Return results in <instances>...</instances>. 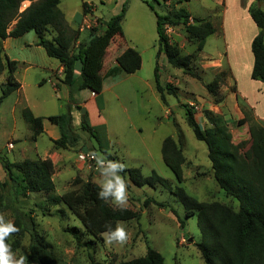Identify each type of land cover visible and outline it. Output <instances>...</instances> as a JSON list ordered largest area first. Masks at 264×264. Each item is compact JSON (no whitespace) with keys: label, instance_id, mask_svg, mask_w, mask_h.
<instances>
[{"label":"trees","instance_id":"trees-1","mask_svg":"<svg viewBox=\"0 0 264 264\" xmlns=\"http://www.w3.org/2000/svg\"><path fill=\"white\" fill-rule=\"evenodd\" d=\"M26 1L31 4L21 11ZM167 1H145L157 17V58L164 52L171 67L203 80L196 71L197 68H194V63L199 60L206 39L215 29L211 22L203 19L196 18L194 23H191V15L187 10L173 5L169 8ZM154 3L162 8L163 14L158 12ZM59 4L60 0H0V76L7 70L6 82L1 86L0 105L21 86L15 77L18 63L3 54V40L19 38L31 31L37 35L38 45L45 49L47 55L63 65V82L71 91L87 89L95 94L102 92L101 60L113 40L117 36L123 37L122 22L126 14V3L118 15L104 23V28L91 27L87 39L78 46L76 43L80 32L69 27ZM83 8L85 14L90 12L87 3H83ZM249 12L260 30L251 45L254 56L251 77L253 80L264 82V10L257 3ZM178 26L185 29L190 42H196L197 53L183 54V49L170 41L167 29ZM117 62L126 74L136 73L142 65L141 55L134 48L126 49L117 57ZM225 76L222 72L217 74L213 81L205 84L215 103H220L223 99L219 90ZM155 82L163 102L165 90L176 95L172 85L169 84L166 88L161 86L158 62L155 68ZM181 107L185 110V121L195 138L207 146L213 179L227 197L238 202L237 209L218 201L200 202L187 195L183 188H177L175 194L185 204L186 217H197L201 241L196 246L201 257L205 264H264V129L252 127L250 141L234 145L226 122L210 117L211 127L203 129L197 122L194 108L189 104H181ZM23 116L25 121L32 125L33 138L43 133L42 117L34 116L29 109L23 111ZM87 117V114L82 116L81 128L96 138L97 129L89 124ZM47 119L60 131V138L54 141L55 148L67 149L78 144L80 136L73 128L70 110L63 114L51 115ZM100 152L108 160L116 161L106 150L101 148ZM162 157L177 180L183 182V166L188 161L182 144L172 137L166 138L162 144ZM0 165L6 176V181L0 183L3 190L0 203L4 205V209L13 211V224L19 229L12 236L19 240L28 234L30 238L26 264H57L56 256L39 235L38 224L31 215L32 211L25 212L17 206L31 194L46 195L43 214L50 207H66L78 218L85 232L95 239L110 230L114 231L119 222L139 220L141 217V212L137 209L130 206L117 208L111 203V198L108 202L100 199L98 194L101 187L90 178L85 181L77 177L72 182V188L58 194L52 179L55 168L50 159L11 162L0 155ZM121 173L128 174L132 183L138 187L169 186L168 181L155 172L151 176H144L140 168H132L124 169ZM76 185L79 187H75ZM151 202L155 201L148 198L144 204L149 205ZM68 231L80 245V230L71 227ZM118 264L167 263L163 256L147 243V251L143 256Z\"/></svg>","mask_w":264,"mask_h":264},{"label":"rangeland","instance_id":"rangeland-1","mask_svg":"<svg viewBox=\"0 0 264 264\" xmlns=\"http://www.w3.org/2000/svg\"><path fill=\"white\" fill-rule=\"evenodd\" d=\"M62 1L64 6L70 3L72 11L77 9L81 16L82 0ZM135 1L103 0V3L99 1L97 3L98 11L96 13L102 20L107 22L110 18L121 12L125 3L127 10L133 6ZM144 1L153 3L152 0ZM159 2L163 3V0H159ZM217 2L216 0H190L189 8L194 13L203 12L207 14L206 16L216 12L214 13L215 16L221 18V6ZM173 3L174 1L171 2L168 0L166 5L170 8ZM154 4L158 12L163 14L162 8L156 3ZM261 4L259 1L258 5ZM88 9L89 11L91 9L89 4ZM262 9L264 10V5ZM130 15L131 12L129 13V18L126 19V25L132 17ZM153 15L152 13V20L154 19ZM170 35L173 43L183 47V54L197 53L196 42H190L188 40L185 29L182 26L174 29V32H171ZM84 38H86V35L82 33L80 39ZM205 43L202 54L207 56H213L224 49L223 43L220 40L214 41V38L208 39ZM78 45L76 43V46ZM195 66H198V61L196 65L194 64V68ZM196 71L201 74L199 69ZM22 73L23 69L21 68L19 75ZM6 75L7 71L4 72L3 78L0 77V85L4 82ZM170 75L176 78L171 79ZM42 76L45 75L41 74L39 69L29 72L26 79V83H28L25 90L26 97L22 99V104H29V107L34 108L33 110L39 114H58L60 111L57 104L52 101L54 93L51 85L45 83V86L39 87ZM167 77L170 79L167 80ZM168 81H170L169 84L172 85L176 94H178L176 96L165 90V99L174 113L170 119L161 118V116H164L162 108L158 106V102L152 96L148 87L141 85L139 82H130L135 87L134 89L138 90V95L135 97H127L121 102H118L112 93L105 94L108 100V108L105 114L109 117L111 131L106 141V137L101 135L99 130H97L95 133L96 139L102 146L107 144L110 150L116 153L121 164L125 165V169L140 168L144 176H151L155 172L169 183L168 187L162 185H156V187H150L148 185L138 187L132 183L128 174L120 173L127 184V206L141 212L139 220L118 223L125 229L128 236L127 242L124 245H107L103 234L98 239L88 235L78 218L70 213L63 205L50 207L43 214V203L46 200L45 194H31L20 204H17L22 211H32L31 215L38 224L39 235L42 241L56 256L57 264H118L121 261L143 256L147 251V243L163 256L167 264H205L196 246L201 241V232L197 217H186L185 204L175 194V191L177 188H183L187 195L200 202L218 201L228 204L235 209L238 208V202L227 197L213 179L207 146L204 142L198 141L195 138L192 129L185 121V110L181 107V104H187L189 101H199V96L203 94V91L205 92V84L203 82L210 83L213 81L211 74H207L203 81L185 74L182 70L168 67V71L161 76V79L159 76V82L162 87L166 88L169 85L167 83ZM152 84L156 85V82L152 80ZM178 88L182 91L180 95ZM186 89L192 91L186 92ZM157 96L159 97L160 105H164L160 93L157 92ZM39 98L43 99L44 102L46 101L40 107H38L37 101ZM15 100L16 96L5 100L3 110L0 112V155L6 157L11 162H22L24 161V154H22L23 148L29 149L26 152L28 154L26 157L34 159L36 155L33 148L37 146L39 153L44 154V151L51 147V142L46 135L39 138L37 145L32 140L26 139L25 136H27L29 124L25 121L23 113L20 115L18 108L16 122L10 116V106ZM133 106L141 109V113L137 114V116L132 115L130 111ZM47 125L50 124L47 123ZM139 126L143 128L141 134L137 133L134 128ZM79 135V147L85 146L84 150L98 147V142L88 132L79 130ZM12 136L17 140L19 138L20 142H17L16 145L18 147L15 151L12 150V153H8L6 144ZM170 136H177L182 141V148L188 159L186 165L183 166V182L177 180L162 157L161 139L164 140ZM142 141H145V144ZM148 151H150V154ZM241 151L244 152L243 150ZM98 154L103 156L99 150ZM79 173L87 174L86 171ZM77 175V169L69 168L63 174L61 181L71 180V178ZM4 181H6V176L0 165V183ZM95 181L99 184L102 183V179L97 178ZM129 185L132 188L129 189ZM72 186L73 184L71 183L70 187L67 188H72ZM57 187L56 192L58 194L64 192L63 190L65 189L62 183H57ZM75 187H79V185ZM2 193L3 190L0 186V196ZM148 198L153 199L155 202L145 205V200ZM3 206L0 203V215L4 216L5 222L11 221L13 223V211L4 209ZM71 227H77L80 230V245L74 236L69 233L68 230ZM16 239V237L11 235L6 240V244L10 246L16 259L24 256L27 260L30 243L28 234L19 238V240Z\"/></svg>","mask_w":264,"mask_h":264},{"label":"crops","instance_id":"crops-1","mask_svg":"<svg viewBox=\"0 0 264 264\" xmlns=\"http://www.w3.org/2000/svg\"><path fill=\"white\" fill-rule=\"evenodd\" d=\"M99 1L103 3V0H82V14L80 16V12H78L77 9L72 11L70 3H67L64 6L63 1L60 0L59 8L63 12L67 24L71 29L80 32L77 41L78 44L85 41L88 37L89 28L85 27L86 24L89 23L91 27L98 26L104 28V23H106V21L102 20V18L96 13L98 11L97 3ZM169 1H174L173 6L176 8H184L187 10L191 15V23H194V19L196 18L211 22L215 32L206 39V42L208 39L214 38V41L220 40L223 43V51L218 52L213 56L204 55L202 54V51L199 55L198 66H195L200 70V75L203 81L207 74H211L212 79L222 72L226 75L225 81L219 90L220 95L223 97L220 103H215L214 99L207 92L203 84L205 92L203 91V94L199 96V101H196L198 105L195 101H189L187 103L189 105H196V107H193L196 112L197 122L202 128H209L211 127L210 117L215 118L216 120L228 124L229 131L232 135V143L234 145L250 141L252 127H261L264 129V82L253 80L251 77L254 66V56L251 50V45L253 39L259 34L260 30L253 22L249 10L259 2L257 0H216L221 6V18H219L215 16L214 13L216 12L208 16L203 12H192L189 8L190 0ZM83 3H87L91 6L90 12L87 14L84 13ZM30 4V1L24 2L21 11L26 9ZM263 5L264 3L258 6L262 7ZM130 12V16L132 17L126 25V19L129 18ZM152 13L154 14L153 20L151 16ZM96 22L100 23V25ZM122 28L123 37L117 36L102 57L100 72L103 80V90L101 93L95 95L87 89H76L71 91V89L63 82V65L58 60L49 57L45 49L38 45V37L33 31L28 32L19 38H7L3 40V54L8 59L18 63L15 77L21 86L17 91L13 92L3 100L0 105V112L3 110V105L6 102L5 100H9L10 97L12 98V96H16L15 102L10 106V116L14 122L17 121L16 113L18 112V108L20 115L25 109H31L30 111L34 116L43 118V133L37 138H33L32 125L27 123L29 125L27 128V136L25 137L26 139L32 140V142L37 145L39 138L46 135L51 142V147L46 149L44 154H41L38 151V147L35 146L33 150L36 158L34 159L26 157V155H28L26 153L29 150L28 148H23L22 154H24V160L34 161L39 159H50L52 161L55 168L52 179L55 183L56 191L58 188L57 183L63 184L65 189L63 191L65 192L70 189L67 187H70L71 183L77 177H80L85 181L90 178L95 183H97L95 181L97 178L103 179L100 172L97 171L96 163L80 161L79 156L81 154H98V150L100 152V149L102 148L111 154L116 161L120 162V159L116 153L110 150L107 144L101 146L96 138L95 139L98 142L97 148L93 147L84 150L85 146L79 147V144L68 147L67 149L55 148L54 141L60 138V131L59 128L52 124L47 118L56 114H39L33 110L34 108L29 107V104H22V99L26 97L25 90L28 86L26 79L31 70L39 69L41 74L45 75L42 76L39 87L45 86V83L51 85L54 93L52 101L57 104L60 111L58 114H63L70 110L72 115V125L77 134H79V130H82V116L87 114L90 125L99 130L100 134L106 137L107 141V138L110 136L111 127L109 117L105 114L108 108V100L105 94L112 93L118 102H121L130 96L135 97L138 95V90H135V87L132 86L130 82H139L141 85L148 87L152 96L155 97L158 102V106H160L164 112V116H161L162 119H170V117H173L174 115L173 109L168 105L166 99L163 103L164 105H160L156 85L152 84V80L155 82V68L157 62L160 79L161 76L168 71V67H171L164 52H161L157 58V43L159 35L155 12L145 3L144 0H136L133 3V6L126 10L122 22ZM176 28L177 27L174 29ZM101 32L102 29L99 31V34ZM172 32H174V30ZM82 33L86 35V38L80 39ZM169 38L171 41L170 34ZM180 47L183 49L182 46ZM128 48H134L137 50L142 59L141 68L134 74H126L117 62V57ZM36 58L38 59L36 60ZM194 64L196 65V62ZM21 68L23 69V73L19 75V70ZM5 71L7 70L5 69ZM4 72L0 76L1 78H3L2 76ZM77 73L79 74L78 70ZM186 77L189 78L188 76ZM170 78L175 79L176 77L174 76L173 78L171 76ZM170 78L167 77V80ZM6 79L7 75L0 86L6 82ZM170 81L167 83L169 84ZM203 83L206 84L205 82ZM178 90L180 95L182 91L179 88ZM188 91L192 90L186 89V92ZM176 96H178V94H176ZM37 101L38 107L44 102L41 98ZM130 111L134 116L141 113V109L137 106H133ZM47 123L50 125H47ZM134 128L139 134L143 132L141 126ZM170 137L182 144V141L177 138V136ZM164 140L161 139L160 142L161 153ZM17 142H20L19 138L17 140L13 136L8 140L6 144L8 153H12V150H16L18 147L16 145ZM142 143L145 144V141H142ZM148 153L150 154V151H148ZM69 168L77 169L78 175L71 178V180L61 181L63 174ZM84 171H86L87 174L79 173ZM128 187L129 189L132 188L130 185Z\"/></svg>","mask_w":264,"mask_h":264},{"label":"clouds","instance_id":"clouds-1","mask_svg":"<svg viewBox=\"0 0 264 264\" xmlns=\"http://www.w3.org/2000/svg\"><path fill=\"white\" fill-rule=\"evenodd\" d=\"M95 159L97 171L102 176L101 190L99 198L111 203L117 208H124L128 202L127 184L123 176L120 175L124 171L125 165L118 161L107 160L106 157L97 153H90ZM83 158V157H82ZM106 165V167H104ZM19 229L11 222H5L4 216L0 215V264H25L26 258L21 256L16 259L11 248L6 244V240ZM107 245L118 244L124 245L128 236L125 229L117 225L114 231L110 230L103 234Z\"/></svg>","mask_w":264,"mask_h":264},{"label":"built area","instance_id":"built-area-1","mask_svg":"<svg viewBox=\"0 0 264 264\" xmlns=\"http://www.w3.org/2000/svg\"><path fill=\"white\" fill-rule=\"evenodd\" d=\"M97 23V22H96ZM85 27H87V28H91V25H89V23L88 24H86L85 25ZM174 30V28H172V27H169L168 29H167V31H166V33H167V35L169 36V34L172 32ZM93 95H95V93L93 92L92 93ZM190 106H194V107H196V105H194V104H191ZM193 107V108H194ZM83 157V158H82ZM79 159H80V161H89V162H91V163H95V159L92 157V156H90L89 154H81L80 156H79ZM104 167H106V165H104Z\"/></svg>","mask_w":264,"mask_h":264},{"label":"water","instance_id":"water-1","mask_svg":"<svg viewBox=\"0 0 264 264\" xmlns=\"http://www.w3.org/2000/svg\"><path fill=\"white\" fill-rule=\"evenodd\" d=\"M262 2H264V0L260 1V4H261Z\"/></svg>","mask_w":264,"mask_h":264}]
</instances>
